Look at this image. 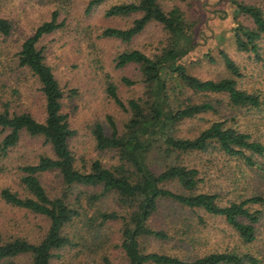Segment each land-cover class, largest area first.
<instances>
[{
  "label": "rangeland",
  "instance_id": "1",
  "mask_svg": "<svg viewBox=\"0 0 264 264\" xmlns=\"http://www.w3.org/2000/svg\"><path fill=\"white\" fill-rule=\"evenodd\" d=\"M89 0H0V16L10 20L11 32L0 33V105L8 101L10 108L29 111L37 119L45 115L44 97L35 75L24 66L18 65L17 51L22 41L35 27L50 17L52 10L58 11L63 25L44 34L37 45L43 48L45 61L64 86L63 108L68 112L69 122L75 133L68 137L74 155V165L81 171H89L94 160L105 166L118 162L115 148L99 149L93 127L100 123L106 133L112 127L108 117L122 132L130 111L116 103L109 94L108 86L113 83L118 95L126 102L131 97L143 94L139 63L129 62L115 66V57L124 49L138 48L148 56L160 53L166 46L169 33L156 21H150L130 41L101 35L106 26L127 27L138 15H106V9L114 3L131 0H104L87 10ZM164 10L178 6L190 23L192 43L181 56L189 72L200 78L218 79L234 76L226 67L220 51L226 52L240 67L242 76H237V85L247 91L261 95L262 103L256 108L232 105L225 93L196 92L179 81L176 75H167L168 86L172 87L169 106L174 108L184 103L209 101L213 108L184 117L170 129L171 134L194 136L214 120H225L240 130L264 143V38L259 40L256 54L252 50L237 47L234 27L238 23L252 26V20L243 13H235L232 0H157ZM253 3L264 9V0H239ZM188 27V28H190ZM184 38V37H183ZM181 43L184 41L181 40ZM136 80L126 84L122 77ZM6 130L0 126V141ZM162 139V138H161ZM161 140L158 144H161ZM117 150V151H116ZM41 154L54 156L51 144L40 135L22 130L16 144L5 153H0V190L4 186L25 195L20 183L18 166L36 162ZM157 154H148L149 166L154 171L162 170L167 162ZM258 164L249 165L241 157L230 156L219 148L217 142L205 151H190L180 154L179 161L199 170L200 181L194 192H216L219 202L241 200L253 193L264 198V154H254ZM51 197L64 196L80 209V214L67 223L65 232L73 244L57 249L50 264H103L107 255L114 264H128L122 247L123 220L108 219L101 222L99 211H116L127 216L128 207L115 193L109 192L90 200L88 195L100 193L101 186L82 183L67 184L57 169L43 171L39 175ZM167 186L181 192L176 180ZM130 208V207H129ZM252 208L260 211L256 222V238L244 243L237 231L222 215L210 213L201 207H189L172 199H162L147 224L166 229L169 237L140 236V247L144 251H159L192 259L214 250H249L264 264V201L253 203ZM131 210V208H130ZM49 225V219L27 208L12 205L0 197V236L3 239L15 236L30 241L40 240ZM30 263V257L20 254L10 259H1L0 264ZM151 264V263H145Z\"/></svg>",
  "mask_w": 264,
  "mask_h": 264
},
{
  "label": "trees",
  "instance_id": "2",
  "mask_svg": "<svg viewBox=\"0 0 264 264\" xmlns=\"http://www.w3.org/2000/svg\"><path fill=\"white\" fill-rule=\"evenodd\" d=\"M104 0H89L87 10ZM235 13L249 17L253 25L238 23L234 27L237 47L241 50H252L256 54L259 40L264 38V9L253 3L232 0ZM138 13L127 27L106 26L101 35L130 41L150 21L159 22L169 33L166 46L160 53L148 56L138 48L124 49L117 53L115 66L122 67L129 62L139 63L141 81L145 86L142 95L131 97L126 102L118 95L113 83L108 86L109 94L117 104L130 111V116L122 132L109 116L112 127L106 133L100 123L93 127L96 146L99 149L115 148L118 162L111 166L94 160L89 171H81L74 165V155L68 144V137L75 133L69 122V115L63 108L65 89L55 76L52 67L45 61L43 48L37 43L47 33L63 25L58 19V11L52 10L50 17L39 23L34 31L21 43L17 51L18 65L27 67L38 79L44 97L45 115L37 119L31 112L17 111L10 108L8 101H1L0 126L6 130L0 141V153L17 143L22 130L32 135H40L51 144L54 156L41 154L36 162L18 166L21 171L20 183L27 194L22 195L8 186L0 190V197L16 206L27 208L43 214L49 219L45 235L38 241L15 236L3 239L0 236V260L10 259L20 254L30 257L29 264H50L51 258L57 255L56 250L73 244L64 227L80 214V209L70 203L64 196L51 197L40 180V173L57 169L67 184L101 186L100 193L88 195L90 200L105 193L113 192L128 207V214L116 211H99L101 222L108 219L123 220L122 247L128 264H258L260 258L249 250H214L192 259L159 251H144L140 247L139 237L153 236L160 239L169 237L163 228H154L147 224L149 217L156 211L162 199H172L189 207H201L204 210L222 215L237 231L244 243L256 238V222L260 211L252 208L253 203H261L264 198L253 193L241 200L231 199L227 203L219 202L216 192H194L200 181L199 170L179 161L181 153L205 151L217 142L219 148L230 156L241 157L249 165L258 164L254 154H264V143L250 133L226 124L225 120H214L198 134L180 136L171 134L170 129L184 117L195 116L198 112L209 110L213 105L207 101L188 102L183 106L168 109L169 96L172 90L168 86L167 75L174 74L179 81L196 92L225 93L232 105L256 108L262 103L261 95L247 91L237 85V76H242L239 65L224 51L221 57L227 69L234 76H223L218 79L200 78L188 71L178 57L192 43L190 23L178 6L164 10L157 0H131L111 4L106 15H129ZM190 27V28H188ZM12 29L10 20L0 16V33L9 34ZM184 37V38H183ZM181 40L184 43H181ZM126 84L136 80L122 77ZM162 138V139H161ZM161 140V144H158ZM154 152L166 163L160 171H154L148 163V154ZM176 180L185 193L167 186V182ZM131 210H130V208ZM103 264H114L107 255L102 256ZM27 264V263H11Z\"/></svg>",
  "mask_w": 264,
  "mask_h": 264
}]
</instances>
